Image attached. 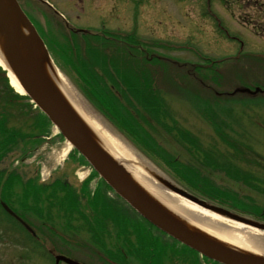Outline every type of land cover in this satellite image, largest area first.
Masks as SVG:
<instances>
[{"label":"rangeland","instance_id":"rangeland-1","mask_svg":"<svg viewBox=\"0 0 264 264\" xmlns=\"http://www.w3.org/2000/svg\"><path fill=\"white\" fill-rule=\"evenodd\" d=\"M115 1L116 12L114 19H105L104 22L106 26H109V28L113 31H129L136 28L137 31H135V33H137L141 39H158L153 41L169 45V48L167 49L153 45V47L159 50V52L170 54L172 55L171 58L175 57L178 60L186 61L188 63L190 62L191 64L196 63L198 65H204L206 64V58L209 57L220 58L223 56H232L228 57L219 65V70L222 75H215L217 77L216 80H211V77H209L208 80L207 76H205L207 83L219 92L223 93V96L226 94V89H228L229 93L233 90L235 92L240 88L253 87L255 82L251 77L256 75L258 78H261V75H264V56L259 55H264V35H259L257 37H245L243 39L244 47L245 49H248V51H251L250 57H247L246 59L242 58L241 61L234 57V55H237L239 49V38H241L239 32L247 29L252 30V26L254 27L252 22H244L241 18H239V5L243 6V2L241 0H210L209 3L206 4L205 0H145V3L141 0L142 6L140 0L133 3L130 2L128 5L125 3L126 0ZM254 3L252 6L255 5ZM121 6H125L126 9H120ZM135 11L136 13L134 14ZM251 14L252 13L248 14V16L251 17L250 19H256L255 17H252ZM241 15L243 16L245 13ZM219 24H222V27L219 26ZM257 24L258 23H255V25ZM258 25L261 28L262 23H259ZM177 46H180V49H178ZM258 57L260 58L259 64ZM60 74L67 83L69 92L76 105H80L91 116L93 115L94 119L100 124L103 130L106 129L108 134L110 133L113 135L114 138L120 141L123 146H125L134 155L135 158H127L129 162H131L130 160H140L144 163V165L165 176H167V173H170V169L166 167L160 159L155 157L151 158L143 152L141 153V150L137 147L134 148L130 145L124 138L123 134L120 133L109 120H106L99 114L98 110L93 105L84 100L79 91L72 85L70 79L61 72ZM180 74L186 76L184 73ZM192 74V70H190L188 72V76L193 77ZM71 77H73L72 73L70 74V78ZM161 86L168 105L172 110L171 112H173V115L178 120L180 126H183L196 134L205 146L209 147V144H215L221 150L225 149L221 146L224 143H222L215 136L211 125L198 113H195L196 111L192 107L187 98V93L184 92V90L180 91L171 87L165 89V85L163 86L161 84ZM196 86H198V88ZM196 86L195 87L199 91L201 97L204 99L208 98V102L212 103L211 106L213 109L226 105L227 108L231 110V114L234 112H242L244 116H247L251 113V115L255 117L249 118L243 116L242 123L252 129L257 135L255 143L259 142L260 147L257 149L259 152H255L254 155L256 158L247 159V161H245L246 163L240 162V164L244 167H249L253 170V172H255V174L257 173L263 175L264 105L256 106L253 104L251 106L254 108H262L257 110L249 107L251 110L249 111L246 109L248 104L243 105L245 102L253 101V97L248 95V93H234L235 96L230 99L232 101H226L224 98H214L212 95L213 92L210 89H206L199 84H196ZM2 93L3 83L0 76V97L3 96ZM213 100L215 103L212 102ZM253 120L254 122H252ZM54 134L55 129L52 128L51 136L47 139L44 138L38 146H35V148L31 151V154H28L23 162H12L11 158L7 157L1 164L0 168L9 169L11 166L10 169L13 168L26 175L31 169H34L35 173L38 175V170H40V179L43 178L47 183H50L53 179L63 180L66 178L70 183L74 184H70L72 187L77 186L80 177H82V170H79V167H77L76 164L78 159L77 154L75 152H71V156L69 157L68 151L70 147H68L65 141H62L60 137L55 136ZM154 143L156 148L161 149L162 151L165 150L168 153L167 156L175 158L179 164H183L186 160H190V157L187 154L188 152L185 149H182L176 141L170 138L162 130L157 129ZM13 156L20 157L19 151L13 153ZM74 161L76 163H74ZM142 171L147 175V177H149L143 168ZM168 175L172 177L170 174ZM208 176L217 181L219 185H222L227 189L230 188L237 191L239 193V197L244 198L245 195H248L250 198L255 200V202L264 207V196L260 193H257L240 183L234 182L218 172L210 171V175L208 174ZM105 194L115 204H117L123 214H126L123 210L127 209L120 199L112 194L108 195V191ZM81 205L82 207L85 206L84 201L81 202ZM83 211L88 216L91 214L86 207ZM0 218V264L53 263L52 257H50L48 253H44L40 248L37 250L25 247L27 246L26 244H24V246L21 243L16 244L12 241H8L6 235H8V237L10 235L6 229L9 227L5 225L8 220L2 214V211H0ZM78 221L82 223V219L78 218V220L73 223L75 227L78 226L76 223ZM227 222L235 224L229 220ZM86 224L87 225L84 228L83 226L80 227L81 230H84L83 233H80V230L68 233L69 240L65 244L66 248H72L71 246L81 239L82 243L88 242L93 245L95 244L93 242V234H90L91 230L88 222H86ZM114 225L115 223L113 221L107 224L108 233H106L105 239L115 236ZM259 233L264 236V232L260 231ZM19 238L20 237L17 233V238L14 239L19 241ZM103 243L110 245L109 241H105ZM57 251H59V249H57ZM30 255L41 256L43 261L34 259L33 263H31V260L25 261L20 259H31Z\"/></svg>","mask_w":264,"mask_h":264},{"label":"water","instance_id":"water-1","mask_svg":"<svg viewBox=\"0 0 264 264\" xmlns=\"http://www.w3.org/2000/svg\"><path fill=\"white\" fill-rule=\"evenodd\" d=\"M0 45L5 63L18 85L33 99L67 141L91 163L110 187L139 214L205 256L225 264H264V255L253 254L236 247L231 249L219 242L220 240L178 219L179 217L172 214L141 187L121 162L103 148L97 135L86 125L87 123L47 73V68L53 70L49 54L15 0H0ZM53 74H55L54 70ZM151 174L167 189L204 208L264 230V223L209 204L156 173L151 172Z\"/></svg>","mask_w":264,"mask_h":264},{"label":"trees","instance_id":"trees-1","mask_svg":"<svg viewBox=\"0 0 264 264\" xmlns=\"http://www.w3.org/2000/svg\"><path fill=\"white\" fill-rule=\"evenodd\" d=\"M137 60L132 59L130 65L129 81L126 79V71H120L117 79L110 77V73L104 72V75L111 81L112 85H108L101 80L94 72H76V83L79 90L84 96L108 119H110L121 132H123L134 144L148 150L151 157L164 160L169 168L174 172L181 182L187 184L193 191L201 193L209 198L217 197L223 190L203 178L200 181L189 163L179 164L177 160L167 156L164 150L155 147V125L159 124L169 133L175 129L179 132V137L174 134L188 153H192L191 148L199 153V159L206 165H217L214 157H211L210 150L203 148L199 142L192 138L189 132L179 128L175 124L169 126L158 120L163 104L154 95L153 87L150 83H145V72L136 66ZM1 81L3 83V96L0 100V159L4 157L9 150L19 146L20 144L30 143L32 148L40 141L42 136L49 133L50 123L47 118L37 109H32L28 102H24L25 96H20L10 85L4 72L0 70ZM120 98L122 100H120ZM150 98H153L150 101ZM124 102V103H123ZM14 111V113L12 112ZM80 161L84 159L80 156ZM233 164L222 166L228 167V174L232 177L249 183L252 175L246 171L238 169ZM192 167V168H191ZM195 169V168H194ZM18 173H11L10 176L16 177ZM95 175V173H93ZM88 180L83 184V190L86 191ZM103 189H109L108 185L101 180ZM13 183L5 182L3 192H12ZM100 189V188H98ZM97 189V190H98ZM23 191L28 192V188ZM103 194L99 191L91 198L90 203L95 210L106 211L110 208L109 203H105ZM6 200L5 197H3ZM8 202V200H6ZM98 214V213H97ZM106 216L108 212L104 213ZM115 224L119 228L118 233L127 232L130 225L139 234V237L145 239L143 233V223L140 221L133 222L126 214L120 211L118 206L114 205ZM97 216V215H95Z\"/></svg>","mask_w":264,"mask_h":264},{"label":"flooded vegetation","instance_id":"flooded-vegetation-1","mask_svg":"<svg viewBox=\"0 0 264 264\" xmlns=\"http://www.w3.org/2000/svg\"><path fill=\"white\" fill-rule=\"evenodd\" d=\"M23 9L30 7V11H25L37 27L41 35L47 37V34L51 32L52 26L55 25L56 28L64 29L67 31H73L72 28H66L65 24H71L74 27L80 29H93L99 31L100 29H106L105 19H110L115 16L116 11V1L115 0H17ZM260 3L257 5L258 12L256 19H249L252 24L262 23L264 24V0H259ZM242 16V15H241ZM45 18V19H44ZM71 27V26H70ZM108 33L103 35H96V39H102L104 43L108 44H121L123 41L120 37L116 36L115 31H110L109 27L106 29ZM256 33H259L256 30ZM48 38V37H47ZM49 40V39H47ZM129 43L128 41H124ZM127 51L130 49L127 47ZM35 197L40 194L31 193L29 194ZM48 205V202H46ZM18 227H23V225L18 224ZM51 226L47 224L37 225L36 229L39 231L48 230ZM40 240V238L38 239ZM44 246L51 247V241L46 239L43 241ZM126 244H133L132 241L124 242ZM114 247V246H113ZM113 247L109 250L110 261L99 260H88L92 264H146L144 258L138 254H131L123 250L116 251ZM49 252L51 250L49 249ZM118 253H121L119 255ZM183 254L182 256H171L167 257L166 261H160L159 264H195L196 257L192 256L190 253ZM92 257V254H91ZM83 264H87L81 261ZM202 264H214L205 259L201 260ZM89 263V264H90Z\"/></svg>","mask_w":264,"mask_h":264},{"label":"bare ground","instance_id":"bare-ground-1","mask_svg":"<svg viewBox=\"0 0 264 264\" xmlns=\"http://www.w3.org/2000/svg\"><path fill=\"white\" fill-rule=\"evenodd\" d=\"M2 48L0 45V65L6 67L4 63L3 54L1 53ZM47 73L53 77V70L46 69ZM8 72L11 84L19 92H22L18 86L15 78ZM59 84H61L59 82ZM62 86V85H61ZM78 113L81 115L83 120L87 123L86 125L92 129L94 134L102 138V144L107 147L110 154L114 155L115 158H135L134 155L125 147L123 144L113 137L110 133L106 132V129L100 126V124L94 119V116L90 115L87 111L79 108ZM100 129L102 134L100 135L96 129ZM130 163L124 165L130 175L137 181V183L143 187L153 198L163 204L172 214L177 217L185 219L187 222L196 224L201 230L206 231L210 235L218 238L221 243L226 244L231 249L240 248L249 251L253 254L264 255V239L255 228H251L245 225L227 226L220 221L223 220L219 215L214 212L201 208L198 205L186 200L185 198L166 190L156 185L147 175L142 171L143 163L140 160H130ZM141 165V166H139ZM198 223H195V222ZM200 222V223H199Z\"/></svg>","mask_w":264,"mask_h":264}]
</instances>
